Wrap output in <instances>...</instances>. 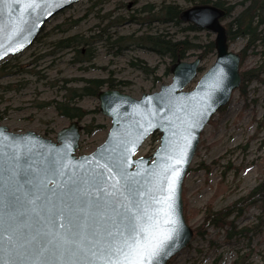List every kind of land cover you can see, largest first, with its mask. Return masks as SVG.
<instances>
[{"label":"water","instance_id":"95a60500","mask_svg":"<svg viewBox=\"0 0 264 264\" xmlns=\"http://www.w3.org/2000/svg\"><path fill=\"white\" fill-rule=\"evenodd\" d=\"M78 1L0 0V62L31 46L52 17ZM223 15L213 4L180 12L181 21L214 36V60L200 75L196 56L175 63L168 83L138 98L117 89L98 93L110 124L89 153L76 154V119L55 139L0 124V264H120L116 249L145 225L169 235L148 264H167L189 244L182 185L202 131L241 82ZM154 132V151L134 157Z\"/></svg>","mask_w":264,"mask_h":264},{"label":"rangeland","instance_id":"374dc122","mask_svg":"<svg viewBox=\"0 0 264 264\" xmlns=\"http://www.w3.org/2000/svg\"><path fill=\"white\" fill-rule=\"evenodd\" d=\"M224 1L226 5L234 6L231 13L234 16L239 11L238 3L241 0ZM162 3H176L182 8L191 4L188 0H80L56 14L45 24L43 35H38L39 40L37 37L23 52L7 58L14 64L15 73L0 78V124L12 132L33 131L43 137L55 139L56 132L71 120L60 115L52 105L43 106L42 103L62 100L65 96L64 87H79L87 79L112 76L115 80L127 82L121 91L133 97L138 98L142 93L156 91L159 85L131 65L137 58L150 66L159 63L160 59L144 48L130 45L121 49L119 55H114L105 40H96L92 45L94 59L90 62L73 63L70 48L53 52L51 43L73 34L94 36L114 17L121 18L122 23L107 28L106 32L112 34L113 39L132 33L139 35L147 27L130 22V16L136 9L148 5L156 7ZM58 24L61 30L55 28ZM168 29L177 33L176 36L187 34L197 43L213 39V34L203 29L188 33L178 32L175 27ZM122 43H115L113 50H118L117 45ZM243 43L244 39L239 38L230 44V48L237 52ZM199 52L191 50L186 60L194 59ZM213 60L214 55L209 54L201 61V65L207 69ZM256 63L257 57L250 54L241 68H249ZM162 68L163 64H160L159 74L163 71ZM169 80L170 78H166L164 83ZM196 80L197 77L189 83L186 90L191 89ZM6 84H11L13 89L4 90L3 86ZM248 90L249 106L246 109L243 110L244 100L237 90L234 91L225 113L221 116L216 113L213 117L215 123H209L201 133L182 185V195L190 208L201 209L219 186L220 180L224 190L215 199V208L225 206L245 194L258 182L264 166V82L252 81ZM75 103L89 111L79 121L82 127L102 125L90 132L81 130L76 154H86L104 141L110 122L99 112L97 97H82ZM156 145V139L150 136L136 155H149ZM200 163L210 166L208 174L203 169L196 168ZM227 165L230 167L225 169ZM235 168L239 169L237 174ZM201 215L202 212H199L190 220L192 228L199 225ZM262 216L261 210L254 206L242 217L236 218V229L247 227L251 231L247 235L237 233L229 242L224 240L223 231L208 228L204 237H193L167 264H264Z\"/></svg>","mask_w":264,"mask_h":264},{"label":"trees","instance_id":"16d2710c","mask_svg":"<svg viewBox=\"0 0 264 264\" xmlns=\"http://www.w3.org/2000/svg\"><path fill=\"white\" fill-rule=\"evenodd\" d=\"M191 4L211 3L224 10V15L220 21L223 23L226 31L227 41L229 44L235 42L237 39H244L242 48L237 51L240 56L239 71L241 76L240 85L237 88L239 96L244 100L243 110L249 106L248 87L252 81L264 82V0H241L239 1V11L231 16L234 9L233 5H226L224 0H188ZM180 5L176 3H162L156 7L148 5L136 9L128 19L130 22L138 23L146 26L147 30L139 35L128 34L122 37L113 39V35L107 33V28L122 23V19L114 17L109 23L101 28L100 33L94 36H85L84 34H73L68 37H63L52 42L53 52L63 51L65 49L72 50L71 61L73 63L90 62L95 57V51L92 47L93 43L105 40L108 48L114 55H119L121 49H126L130 45L144 48L154 53L160 60L154 66H150L142 59H136L131 62V65L138 69L147 77L152 78L154 84L160 85L165 82L166 78L171 77V70L175 63L180 60L188 58L191 50H199L198 56L201 61L209 54L214 55L213 39H208L205 42L197 43L190 39L187 34L183 36H176L177 33L170 32L169 27L178 28V32L188 33L200 30L192 23L183 22L180 19V12L183 10ZM105 17V16H104ZM103 18V17H102ZM106 19V17L104 18ZM102 19V20H104ZM154 27V28H153ZM56 29L61 30L58 24ZM67 31V30H62ZM42 32L40 37L42 36ZM209 35V33H208ZM38 37V40L40 39ZM122 43L117 45L118 50L114 49L115 43ZM252 54L257 57V63L252 67L242 69L244 62L248 56ZM160 64H163L162 72L159 74ZM14 64L9 62V59L0 62V78L6 75L15 73L13 70ZM204 67L200 65L198 71L201 73ZM127 85V82L115 80L112 76L104 79H87L82 86L79 87H64L65 96L62 100H51L43 102V106L52 105L54 109L62 116L69 120L77 119L81 121L89 111L82 109L75 102L82 97H97L98 93L104 89H118L122 90ZM16 88V87H15ZM4 90L13 89L11 84L3 86ZM228 104L218 110L221 116L225 113ZM215 123L213 119L210 123ZM92 127V128H91ZM90 128L83 126L84 132H90L102 125H93ZM152 138H155L157 143L159 141V133H153ZM227 165L225 169H228ZM197 169H203L205 173H209L210 166L204 163L198 164ZM189 171V170H188ZM226 171V170H225ZM235 173L239 169L235 168ZM224 178V172L222 173ZM222 180L218 182L219 186L215 188L214 192L201 209L190 208L184 195L183 197V215L187 223L194 215L202 212L201 222L197 227L193 228V237H204L208 228H212L224 232V240L229 242L237 233L247 235L250 228L244 227L236 229L235 219L242 217L252 207L256 206L261 210L264 221V166L261 169V174L258 182L245 194L232 200L225 206L215 208L214 201L222 193L224 187L221 186ZM255 232V230H254Z\"/></svg>","mask_w":264,"mask_h":264},{"label":"snow or ice","instance_id":"6c2138e0","mask_svg":"<svg viewBox=\"0 0 264 264\" xmlns=\"http://www.w3.org/2000/svg\"><path fill=\"white\" fill-rule=\"evenodd\" d=\"M141 220L137 217V221ZM169 239V235H153L151 226H143L140 230L133 227L130 235L122 246L116 249L121 254L120 264H148L163 247V241ZM126 253V254H125Z\"/></svg>","mask_w":264,"mask_h":264},{"label":"flooded vegetation","instance_id":"af4514ba","mask_svg":"<svg viewBox=\"0 0 264 264\" xmlns=\"http://www.w3.org/2000/svg\"><path fill=\"white\" fill-rule=\"evenodd\" d=\"M192 4H190L189 6H191Z\"/></svg>","mask_w":264,"mask_h":264}]
</instances>
